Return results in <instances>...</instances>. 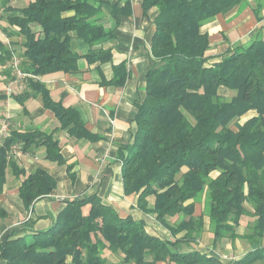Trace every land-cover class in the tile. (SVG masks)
<instances>
[{
  "label": "trees",
  "instance_id": "1",
  "mask_svg": "<svg viewBox=\"0 0 264 264\" xmlns=\"http://www.w3.org/2000/svg\"><path fill=\"white\" fill-rule=\"evenodd\" d=\"M13 1L0 0L2 34L7 39L20 37L21 43L7 44L0 36V67L14 81L9 64L17 55L21 71L29 76L25 89L13 95L14 99L24 105L30 98H40L60 123L56 131L68 129L70 136L97 141L99 137L89 132L79 112L55 102L41 78L76 72L83 59L89 64L112 61V50L98 47L104 39L115 38L114 31L99 23L107 0H34L22 9H15ZM118 2L124 5L117 3L111 11L117 26L123 16L132 14L131 0ZM245 2L142 3L144 13L153 7L158 10L151 44L153 68L146 74L144 96L135 103L133 140L119 148V158L125 195L137 197L138 208L156 215L173 238L150 234L144 221L121 217L97 194H91L67 201L45 233H0V264H114L108 258L111 254L120 257L117 264H264V26L248 47L236 46L219 57L208 54L210 35L202 31L218 15ZM262 8L259 3L257 17ZM34 24L40 30L35 31ZM73 37L90 45L86 55L73 51ZM113 71L112 80L103 85L124 86L125 63ZM221 87L233 95H220ZM6 99L0 94V101ZM250 112L255 114L241 123ZM53 135L12 128L8 137L0 134L4 140L0 196L6 190L8 169L22 182L19 195L27 210L57 187L47 171L37 169L29 174L20 168L11 155L16 144L25 153L45 147L49 161L67 165L71 172ZM203 197L206 212L196 216ZM7 215L0 201V219ZM246 215L254 221L242 237L256 247L240 259L226 263L208 253L179 250L181 243H198L205 216L216 247L225 236L235 237L234 228ZM177 216L181 221L171 225L169 219ZM183 232V237L175 238Z\"/></svg>",
  "mask_w": 264,
  "mask_h": 264
},
{
  "label": "crops",
  "instance_id": "2",
  "mask_svg": "<svg viewBox=\"0 0 264 264\" xmlns=\"http://www.w3.org/2000/svg\"><path fill=\"white\" fill-rule=\"evenodd\" d=\"M33 1L14 0L12 5L15 9H22ZM118 1L107 0L99 22L115 33V38H106L98 45L103 49L112 50V61L89 64L83 59L76 72H58L41 78L55 102H61L65 107L74 108L79 112L89 132L99 137L97 141L91 142L70 136L68 129L56 131L60 123L54 113L43 107L40 98H30L24 105L17 102L13 96L11 99L7 97V100L0 101V110L3 107L8 108L11 113L12 130L53 133L54 139L60 143L67 164L72 166L69 173L67 165L49 161L46 158V148L43 146L35 148L18 160L20 168L25 169L27 173L33 174L37 169H43L57 181L56 189L49 196L36 201L28 210L19 195L22 182L13 174L9 177L11 170L8 169L6 190L0 196L2 205L8 211V215L0 219L2 236L13 232L16 236L45 233L51 229L67 201L97 194L121 217L132 216L135 220L144 221L150 234L165 239L173 238L171 232L156 219V215L147 214L139 209L137 197L125 195L123 188L119 148L132 142L136 130L135 103L144 96L146 74L153 68L151 44L158 10L153 7L144 13L143 0H131L132 14L123 16L117 26L111 11L117 3H120V6L124 5V2ZM259 3L263 4V8L257 17L255 11ZM261 26H264V0H246L244 4L218 15L202 27V31L210 35L209 55L219 57L236 46L248 47ZM33 29L38 31L40 27L34 24ZM0 36L5 38L2 34ZM8 40L21 43L20 37ZM71 46L79 55H86L91 48L87 42L76 37L72 38ZM214 59L212 61L217 60ZM121 63H125L128 72L125 85H103L112 80L113 67ZM2 70L0 67V73ZM3 73L5 75V72ZM12 83L15 84L14 81ZM5 88V84L0 83V94L5 95L3 91ZM230 92L225 87L219 89L220 95L224 97ZM3 141L0 138V146L3 145ZM150 202L153 204L152 198ZM184 234L181 233L178 239ZM206 234L205 232L203 236V245L200 244L203 247L181 243L179 250L182 253L196 250L205 253L207 250L204 241L208 238ZM245 254L232 261L240 259ZM108 258L114 264L120 262L117 255L111 254Z\"/></svg>",
  "mask_w": 264,
  "mask_h": 264
},
{
  "label": "rangeland",
  "instance_id": "3",
  "mask_svg": "<svg viewBox=\"0 0 264 264\" xmlns=\"http://www.w3.org/2000/svg\"><path fill=\"white\" fill-rule=\"evenodd\" d=\"M4 26V22L0 20V34H2V27ZM3 35V34H2ZM3 37H5L3 35ZM5 39L7 41H5V43L8 44L9 40L5 37ZM18 54V53H17ZM209 54V52H208ZM19 55V54H18ZM5 70H2V72L0 73V83L5 84L6 88L3 89V91L5 92V96L8 97V99H11V97L14 95H18L21 91H23V87L21 86V82H17L16 80H14V83H12V81L10 82V80L8 79V76L5 74L4 72ZM9 80V81H8ZM9 82V83H8ZM8 83V84H7ZM9 88L12 89L13 93L10 95V91L8 90ZM233 95L232 92H230L226 98H229ZM7 100V99H6ZM9 114L10 116V130L12 128V116L11 113L9 112V109L7 108H2L0 110V127H1V119L3 118V114ZM255 114V112H250L247 115H245L244 117L241 118L240 122H245V120L251 116H253ZM28 153H26L27 155ZM25 155V156H26ZM11 173V171H10ZM9 173V177L12 175V173ZM205 198L203 197L201 199V203L198 204L197 206V210H196V216H199L202 212L205 214L206 209H205ZM250 208V206H248ZM205 226L202 232L201 237L199 238L198 243L196 245L201 246L200 244L202 243L203 245V236L204 233L206 232L208 238L206 241H204V245H206V254H210L213 255L215 257H218L220 259H222L224 262L229 263L232 261V259H235L239 256H242V254H245L246 252L252 250L253 248H255L256 246H252L249 241H247L245 238H243L242 236L246 235L250 228L251 225L253 224L254 218L251 215H246L243 216L240 222V225L234 228V233H235V237H232L230 235L225 236L224 238L221 239L220 243L215 247L213 245V234L210 230V226H209V218L208 216H205ZM171 225H175L177 223H179L181 221V217L177 216V217H173L171 219H169ZM207 225V226H206ZM181 235V233L179 234ZM178 235V236H179ZM178 236H176L175 238L178 239ZM222 242V243H221ZM262 245H264V240L262 242ZM230 246H232V248H230ZM228 247V248H227ZM260 264V263H259Z\"/></svg>",
  "mask_w": 264,
  "mask_h": 264
},
{
  "label": "built area",
  "instance_id": "4",
  "mask_svg": "<svg viewBox=\"0 0 264 264\" xmlns=\"http://www.w3.org/2000/svg\"><path fill=\"white\" fill-rule=\"evenodd\" d=\"M9 67L13 71V75L16 77V81L19 83L21 82V86L23 89L26 87L25 80L27 77H29L27 74L23 73L20 69L21 67V59L17 55H14ZM10 91V95L13 93L12 89H8ZM14 95V94H13ZM3 118L1 119V127H0V134L3 138H6L10 134V116L9 114H3ZM11 155L13 159L21 160L23 157H25L26 153L23 151V148L21 145L16 144L11 149Z\"/></svg>",
  "mask_w": 264,
  "mask_h": 264
}]
</instances>
